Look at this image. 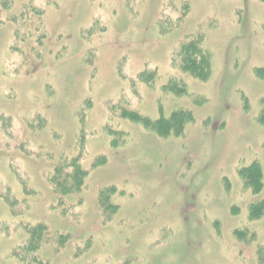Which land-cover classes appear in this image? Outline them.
I'll list each match as a JSON object with an SVG mask.
<instances>
[{
    "label": "rangeland",
    "instance_id": "374dc122",
    "mask_svg": "<svg viewBox=\"0 0 264 264\" xmlns=\"http://www.w3.org/2000/svg\"><path fill=\"white\" fill-rule=\"evenodd\" d=\"M189 42L205 79L181 70ZM262 69L264 0H0V264L37 224L41 264H264ZM125 112L191 121L162 137Z\"/></svg>",
    "mask_w": 264,
    "mask_h": 264
},
{
    "label": "trees",
    "instance_id": "16d2710c",
    "mask_svg": "<svg viewBox=\"0 0 264 264\" xmlns=\"http://www.w3.org/2000/svg\"><path fill=\"white\" fill-rule=\"evenodd\" d=\"M193 43L189 42L180 48L179 56L181 59V70L185 73H189L195 78L205 79L209 71V60L198 45ZM256 73L259 77H264V69L256 70ZM124 117L141 122L145 127L158 133L162 137L169 135L180 136L185 124L191 121V114L189 112H175L168 118H160L154 122L141 118L133 113L125 112ZM256 120L260 125H264V109L260 112ZM85 176L86 172L80 168L77 159H72L66 164H58L54 168L52 177L49 181L53 187V191L57 195L65 197L80 191ZM238 176L242 180L245 188L251 189L254 194L259 193L262 187V174L259 165L254 163L241 168L238 171ZM263 213L264 202H259L250 206L249 217L251 219H257L262 216ZM45 231V227L41 224L26 228L28 238L25 244L13 255V257L17 259L18 264H23L26 261L28 264H41L36 253L43 243Z\"/></svg>",
    "mask_w": 264,
    "mask_h": 264
}]
</instances>
